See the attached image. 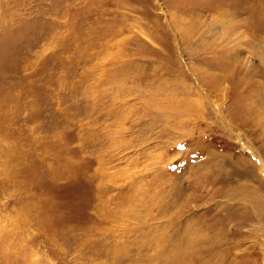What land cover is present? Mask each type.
Wrapping results in <instances>:
<instances>
[{"label":"rangeland","instance_id":"rangeland-1","mask_svg":"<svg viewBox=\"0 0 264 264\" xmlns=\"http://www.w3.org/2000/svg\"><path fill=\"white\" fill-rule=\"evenodd\" d=\"M223 56L264 66V0H0V264H264Z\"/></svg>","mask_w":264,"mask_h":264},{"label":"bare ground","instance_id":"bare-ground-1","mask_svg":"<svg viewBox=\"0 0 264 264\" xmlns=\"http://www.w3.org/2000/svg\"><path fill=\"white\" fill-rule=\"evenodd\" d=\"M222 61H223V63H214V72L212 74V78L210 79L212 88L215 90V92H219L222 89V86L227 81H229V82L232 81L233 84H235L236 86L238 85V83L234 82V81L237 80V79H239V81H241L243 83V88L244 89L242 91L246 95L244 96V103L239 107V109H240L242 114H236V116L232 115L230 117V119H231L230 121H232V120H234L233 122L240 121V123L238 125H236V126L241 127V128L246 127L249 124L254 123L255 122L254 120H255V118L258 115L257 111L254 110L253 107L256 106V105L258 107L259 100L258 99H253V98H254V96H258V93L260 91L261 83H259L258 81H255V80H254L253 83H248V82H245V81H247L248 78H253L256 75H260V74L264 73V66L261 65L260 62H258L257 65H252L251 67L250 66H248V67H246V66L245 67H240V70L237 73L238 77H236L233 80H229V79H227L228 77L226 75H227V72L231 68L230 63L224 60V56L222 57ZM262 61H264V59H262ZM240 74H242V75L239 76ZM243 75H245V78L242 77ZM230 79H232V78H230ZM224 94H226V93H224ZM250 100L253 103L249 102ZM258 111H259V109H258ZM215 112L217 114L220 113L219 108L217 110L215 109ZM249 116H251L252 118L249 119L248 118ZM222 118H224V120H229L228 119L229 117L224 116V115L222 116ZM253 155L254 154H252V157L250 158L251 159L250 160L251 164H249L248 162H247V164L249 165V167L252 170H255L254 169L255 167L253 166V163L256 164L257 166H260V163ZM260 168H261V166H260ZM260 174H262V173H260Z\"/></svg>","mask_w":264,"mask_h":264}]
</instances>
